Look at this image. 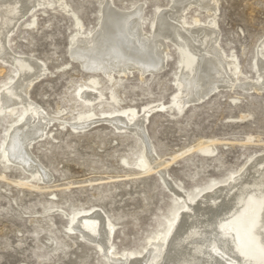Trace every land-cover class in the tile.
<instances>
[{"label": "rangeland", "instance_id": "1", "mask_svg": "<svg viewBox=\"0 0 264 264\" xmlns=\"http://www.w3.org/2000/svg\"><path fill=\"white\" fill-rule=\"evenodd\" d=\"M102 2L48 0V5L23 18L9 37L14 54L31 56L45 66L44 77L32 85L28 96L52 121L29 151L50 175V182L31 179L21 167L0 157V264H107L96 244L68 229L69 217L91 208L101 211L114 227L111 245L117 254L143 252L170 223L177 201L156 174L137 175L142 148L133 135L115 131L105 122L84 131L70 127L78 114L94 112L99 117L128 107L139 112L156 102L168 106L175 93L177 53L171 45L165 69L143 79L137 73L114 75L110 83L70 58L69 41L75 33L71 15L90 30L97 24ZM170 2L112 0L126 11L142 5L141 24L146 32L156 10H165ZM216 2L218 44L225 54L236 57L241 74L251 80L256 48L264 42V0ZM194 14L201 21L207 17L192 9L186 20ZM0 69L1 86L12 69L1 62ZM91 78L97 79L103 97L100 104L86 106L77 92L90 86ZM155 111L145 126L148 142L169 163L168 177L188 193L227 179L248 157L264 151V92L221 90L181 114L169 108ZM16 114L0 118V150ZM202 140H214V156L196 152Z\"/></svg>", "mask_w": 264, "mask_h": 264}, {"label": "bare ground", "instance_id": "2", "mask_svg": "<svg viewBox=\"0 0 264 264\" xmlns=\"http://www.w3.org/2000/svg\"><path fill=\"white\" fill-rule=\"evenodd\" d=\"M60 3L70 15L71 11ZM45 5L48 0H0V62L12 69L0 86V118L17 112L5 132L0 157L4 163L21 167L31 179L47 183L50 175L29 149L45 135L52 119L28 96L32 85L44 77L45 66L31 56L14 54L8 44L17 24ZM216 7V0H171L165 10H156L147 32L141 24L142 5L126 11L115 7L112 0H103L97 24L90 30L71 15L75 33L70 36V58L110 83L114 75L137 73L143 79L160 73L166 66L168 45L177 53L175 93L168 106L156 102L139 112L128 107L99 117L88 112L78 114L70 123L74 131L105 122L115 131L129 132L142 148L137 175L156 174L177 201L166 232L156 235L140 253L115 252L111 245L114 227L98 209L69 217L68 229L96 244L107 264H264V151L248 157L244 166L227 179L188 193L168 177L169 163L155 154L145 131L148 115L155 110L169 108L181 114L221 90L264 92V42L256 48L252 62L255 77L249 80L241 74L236 57L225 54L218 44ZM192 9L204 12L206 19L201 21L194 14L186 20ZM89 85L78 90L79 100L86 106L100 104L103 96L97 90V79H89ZM110 98L117 102L113 91ZM197 145L196 152L214 156V140H202Z\"/></svg>", "mask_w": 264, "mask_h": 264}]
</instances>
